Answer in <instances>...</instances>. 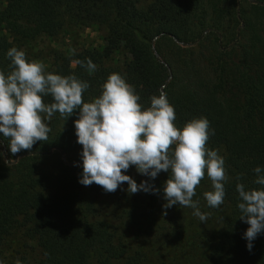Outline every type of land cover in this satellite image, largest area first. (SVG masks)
<instances>
[{
    "label": "trees",
    "instance_id": "obj_1",
    "mask_svg": "<svg viewBox=\"0 0 264 264\" xmlns=\"http://www.w3.org/2000/svg\"><path fill=\"white\" fill-rule=\"evenodd\" d=\"M92 27L102 46L53 51L45 73L88 82L84 102L117 73L144 109L165 93L181 130L207 118L215 133L207 147L230 177L224 204L207 205L204 193L214 190L207 174L193 197L209 214L204 223L189 207H163L170 173L154 181L135 166L124 173L158 194L130 195L127 183L114 193L80 184L78 112L68 120L57 112L48 140L31 151L13 155L0 133V264H264V233L250 252L236 190L262 187L254 169H264V0H0V70L11 71L13 47L32 62L38 40ZM89 58L95 72L74 63ZM162 248L172 249L167 258Z\"/></svg>",
    "mask_w": 264,
    "mask_h": 264
},
{
    "label": "clouds",
    "instance_id": "obj_2",
    "mask_svg": "<svg viewBox=\"0 0 264 264\" xmlns=\"http://www.w3.org/2000/svg\"><path fill=\"white\" fill-rule=\"evenodd\" d=\"M7 57L11 71L0 70V133L9 141L13 155L31 151L37 142L47 141L49 122L55 113L68 120L78 112L75 129L77 142L83 147L80 184L95 183L105 192L114 193L127 183L130 195L140 191L158 194L160 189L148 180L137 184L124 173L135 166L140 175L153 181L161 172L170 173L163 188V199L167 201L163 207H189L204 223L209 214L200 211L199 201L193 197L207 174L214 189L204 193L207 205L219 209L224 204L225 184L230 177L218 150L207 147L210 135L215 134L214 130L210 132L207 118L194 119L181 130L175 124V108L165 93L152 96L151 106L144 109L134 87L117 73L110 74L102 85L101 96L84 102L88 82L75 75L46 74L43 63L29 62L25 52L15 47L7 52ZM74 63L90 73L97 70L90 58L86 63ZM47 96L53 102L45 103ZM254 172V183L262 186L260 190H246L242 183L236 185L241 201L239 219L249 225L243 238L248 241L250 252L253 241L264 233V169L256 167ZM16 264L21 261L18 259Z\"/></svg>",
    "mask_w": 264,
    "mask_h": 264
},
{
    "label": "rangeland",
    "instance_id": "obj_3",
    "mask_svg": "<svg viewBox=\"0 0 264 264\" xmlns=\"http://www.w3.org/2000/svg\"><path fill=\"white\" fill-rule=\"evenodd\" d=\"M102 32L95 27L88 28L83 32H79V34L64 36L59 35L57 37L48 39L43 38L38 40L36 43V55L38 57L36 62H41L45 66L48 65L51 60L52 52L59 51L63 54H70L74 50H78L82 47H100L103 44L102 40ZM160 250V254L164 255L167 258V254L165 252H170L172 249H163ZM165 251V252H164Z\"/></svg>",
    "mask_w": 264,
    "mask_h": 264
},
{
    "label": "water",
    "instance_id": "obj_4",
    "mask_svg": "<svg viewBox=\"0 0 264 264\" xmlns=\"http://www.w3.org/2000/svg\"><path fill=\"white\" fill-rule=\"evenodd\" d=\"M63 159H64V158H63ZM81 164H83V161H81V162L77 163V165H81Z\"/></svg>",
    "mask_w": 264,
    "mask_h": 264
}]
</instances>
